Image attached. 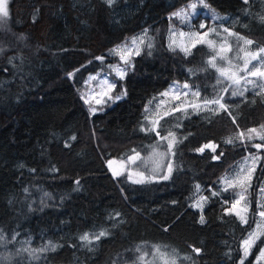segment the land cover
I'll list each match as a JSON object with an SVG mask.
<instances>
[{"label": "trees", "instance_id": "16d2710c", "mask_svg": "<svg viewBox=\"0 0 264 264\" xmlns=\"http://www.w3.org/2000/svg\"><path fill=\"white\" fill-rule=\"evenodd\" d=\"M8 1L9 16L0 19V264H141L138 257L157 245L177 264H240L241 239L256 220L264 149L251 189L250 226L225 214L231 191L214 197L211 190L236 162L258 152L250 144L224 143L264 125L258 89L226 99L231 115L203 111L180 127L171 125L178 139H187L175 148L168 180L133 184L107 168L109 160L157 141L155 133L142 135L138 128L145 106L171 83H188L201 98L221 94L205 46L185 56L167 44L170 15L193 0H116L111 7L105 0ZM206 2L225 17L226 28L253 41L252 50L264 48V0ZM145 29L153 47L143 46L124 79L115 81L113 95H126L91 114L80 96L87 78L116 61L110 49ZM171 113L160 121L184 115ZM207 143L217 145L215 153L196 151ZM200 195L210 198L204 224L190 207ZM100 231L108 235L87 246L81 242L84 233ZM49 242L55 251H39ZM145 260L162 264L152 255Z\"/></svg>", "mask_w": 264, "mask_h": 264}, {"label": "snow or ice", "instance_id": "6c2138e0", "mask_svg": "<svg viewBox=\"0 0 264 264\" xmlns=\"http://www.w3.org/2000/svg\"><path fill=\"white\" fill-rule=\"evenodd\" d=\"M116 0H105V3L111 7ZM249 0H244V3L247 4ZM8 0H0V19L7 18L9 16L8 11ZM198 6H202L204 8H208L209 5L206 3V0H196V2H190L187 5V9L181 8L178 11L174 12L170 19L176 18L181 20L182 23H186L191 25L193 19L199 15L197 13L196 9ZM220 19L217 15H213V20ZM261 19H264L262 17ZM199 29H206L202 33L199 30H191L189 33H187V38L189 41H191V47L187 46H174L175 42L169 44V50L170 51H176L177 47H179V50L184 53L185 56L191 55V48L196 47L197 44H207L209 48H213L216 45V41L211 39L210 36L213 33H216L217 30L215 28L207 27L205 23H200ZM170 31H172L170 29ZM224 32L228 34V36H234L237 40L243 41L244 45H252L253 41L250 39H245L243 36H240L236 33H233L229 31L228 28L223 29ZM174 34V33H173ZM180 35L183 37L186 34L184 32H181ZM228 44L227 38H225V44H222L220 47V52L217 53V55L210 58L207 63L209 67L215 69V71L218 73L219 77L222 79L217 80V84H222L223 81H230L226 86H223L220 89V92L222 93H229L231 97H243L245 92H247L249 89L247 87H242V83L244 85H252L254 88L258 89L256 92V95H262L264 94V83H261L260 81H264V48H259L258 51L252 52L249 51V59L245 60L243 67L240 68L238 65L234 66L231 63V59L229 57H226L224 55H221L220 53L231 51L230 47H226L225 45ZM142 46H146L147 48L151 49L153 47L151 43V39L148 37L147 29H145L143 35L133 37L130 41V43L117 45L116 47L109 50V54L113 56H119L120 64L125 65V67H120L119 64L111 65V69L113 72L117 74V76L120 79H124V77L127 75V70L129 67H132V56H139L142 52ZM246 50V49H244ZM151 55V52L148 53ZM217 57L220 60H226L229 64V67H235L237 71H233L229 73V70L225 68L223 65L218 64ZM98 61H101L103 63L104 57L97 56L95 58ZM252 61H257L256 64H253ZM79 71V69H77ZM191 71V70H190ZM239 72H243L244 75H239ZM74 73H69V79L73 77ZM249 77H252L254 79H249ZM90 81L97 80V76H91L89 78ZM97 87L100 89L99 96L100 98L95 99V104L100 105L102 103H105L104 97H107L108 100H112L115 102L116 100L122 99L126 92L121 93L116 96L110 95L113 89L116 88V84L112 81H109L107 79H102L98 81ZM184 89H190V85L188 83H185L183 85ZM107 89V91H105ZM96 94L95 89L90 90L88 93H82L81 99L84 101L86 105H89V112L91 114H95L98 110L102 111L103 109H97L96 107L92 106L90 103V98L94 97ZM173 96V98L177 101H179L178 104H175L171 107V112H183L185 117L191 115V114H199L200 112L207 111L211 112L213 115L219 114L221 111L228 113L231 115L230 112V105L226 102V97L224 95L218 94L214 98H201V94L199 90L197 91H191V92H181L179 88L176 89H169L166 92L161 93V96L168 97ZM191 96L195 99L188 100L187 98ZM181 97H184L185 99H181ZM155 99V98H153ZM153 101L150 100L148 102V105L145 106V117L144 119L148 121L151 124V127H141V131L143 132H152L155 133V135L159 138V140L165 141L167 143V154L175 155V148L183 143L185 139H187V136L183 137L182 139L177 138V134L173 131H168L167 135H161L160 129L165 127V124H161L160 120L163 117L159 116V105L156 106L155 109L151 108ZM163 103V102H161ZM187 104V107L185 106ZM215 106V107H213ZM191 108L193 110L192 113H189L187 108ZM169 110L165 111V115L168 114ZM158 117V118H157ZM233 123H236V118L233 117ZM176 127H180L179 124L176 125ZM190 135V134H189ZM75 139V137H73ZM254 140L260 141V143H253ZM239 142L241 145H251V147L258 150L257 153L250 154V156L245 157L244 165L239 168V170L235 173V175L230 176H224L220 178L219 183L223 185L220 189L217 190H211L212 196H221L225 192H232V200L229 201L225 199L223 203L229 204L230 206L225 209L226 215H234L236 218L240 221L241 225H249V208H250V201H249V190L252 188L251 180L253 178V174L256 171V165L260 162L262 159V155L259 154L261 149H264V125H260L259 128H250L246 131H238L236 136L229 137L225 139L224 143L234 145L236 142ZM69 145H65V147H68ZM217 145L214 143H207L203 145V147H200L196 149L199 153H203L205 149H210L213 153L216 152ZM133 154L129 155L127 157V160L123 162L126 165H134L137 164V161H141V163H148L151 161L155 167L153 171H156L161 167V158L163 153H160L156 151V147L154 146L153 152L150 156L141 158L140 153L133 149ZM223 153L221 152L219 155H213L212 159L218 160L220 159V156H222ZM108 167L110 170H112L113 177H118L123 174L124 171H127L128 173V179L133 184H139V183H146L151 182V177L148 178V180H145L143 178V174L141 172H137L136 174L139 175L140 179H132V171L128 168H123L121 171L113 170L112 165L115 163L113 160H109ZM167 174L162 177L163 180H168L173 172V166L171 162H169L167 165ZM52 171H56L55 168L52 169ZM76 185H79V180L75 181ZM76 190H79L77 188ZM196 193L201 192V186L196 185L195 187ZM261 198L256 201L257 203V214L261 217V220L255 223V228L251 231H247V236L243 237L241 239V250L243 252V256L240 259V264H244L245 259L250 255L251 250L254 246H256L257 241H261L262 238H264V187H261L260 189ZM47 195V194H45ZM210 198L204 195H200L199 199L195 200L194 203L190 205L193 209H197L200 211L199 216V223L204 224L206 223L205 216L203 215V209L204 205L208 202ZM116 217H119V213L115 214ZM115 218V217H114ZM167 231V229H165ZM108 233L106 231H100L99 233H84L80 240L82 243H84L86 246L95 243L96 241H99L102 237L107 236ZM0 239H3L2 236H0ZM13 240L15 237L12 238ZM264 242V241H262ZM56 245L49 242V245H47L45 248L40 249L39 251H47V250H56ZM91 250V249H89ZM193 252H195L197 255L200 254L201 250L198 248L193 247ZM138 252H141L142 249L138 248ZM148 255H152L153 257H157L162 261V264H177L176 258H169L168 254L162 250V248L157 245L154 246V250L149 253L147 251H144L142 255L138 257L141 264H155V261H146L145 257ZM264 258V248H260L259 250V256H257V264H259L260 260ZM185 260H190L191 257L185 256L183 257Z\"/></svg>", "mask_w": 264, "mask_h": 264}, {"label": "rangeland", "instance_id": "374dc122", "mask_svg": "<svg viewBox=\"0 0 264 264\" xmlns=\"http://www.w3.org/2000/svg\"><path fill=\"white\" fill-rule=\"evenodd\" d=\"M192 2H196V0H193ZM207 4L209 5L208 8H204L202 6H198L197 7L196 11H197V13H199V15L196 16L193 19L191 25L186 24V23H182L181 20H179V19L172 18V22H171V26H170V29L172 31L169 30V36H168V40H167L168 47H169V44L172 43L173 41L175 42L174 46H187V47H191V41L188 40L187 33H189L191 30H199L202 33L206 29H199V25H200V23H205L207 27L215 28L217 30L216 33H213L210 36L211 39H213V40H215L217 42L216 45H215V47H214V49L213 48H209L207 46V44H197L196 45V46L203 45V46H205L210 51V56L206 60V63H207V61L210 58H212L213 56L217 55V53L220 52V47H221L222 44H225V38H227L228 44H226L225 46L226 47H230L231 48V51L222 52L220 54L221 55H224L226 57H229L231 59L232 65H234V66L238 65L240 68H242L245 60H247V59L250 58L249 55H248V52L249 51L255 52V51H258V50H252L251 49V46L252 45H244L243 41L237 40L236 37H234V36H228V34L223 31V29L226 28V25L224 24L225 17L222 16V15L217 14L214 11V9L210 6V4L209 3H207ZM187 5L184 6L183 8L184 9H187ZM7 7H8V4H7ZM172 14L170 15V17L172 16ZM214 14L217 15L218 17H220V19L213 20V15ZM194 21H197V24H195V27L193 25ZM229 31H231L233 33H236V32H234L232 30H229ZM181 32H184L186 35L182 37L180 35ZM236 34H238V33H236ZM141 35H143V33L142 34H139L137 36H141ZM238 35H240V34H238ZM240 36H242V35H240ZM132 38L131 37L130 38H127L125 41H123L119 45L126 44V43H130V41H131ZM244 38L247 39L246 37H244ZM177 49L179 50V47H177ZM192 49L193 48H191V50ZM244 49H246V50H244ZM134 56L135 55H133L132 58ZM115 57L117 58L116 61L114 63H109L106 66V70L105 71L98 72L96 74L90 75L87 78V80H86V82H85V84H84V86L82 88V91L80 93V96H81L82 93H88L90 90L95 89V92H96L97 95H95L94 97L90 98V103H91L92 106L96 107L97 109H101L104 106H109V105H111L113 103L112 100H108L107 97H104L103 99L106 102L105 103H102L100 105H96L95 104V99L100 98V96H99L100 89L97 87V84H98V81L99 80L107 79V80L112 81V82L115 83L116 80H119L120 79L117 76V74L112 71V69H111L110 66L111 65H114V64H119L120 67H125V65L120 64L119 56H115ZM216 62L218 64H220V65H223L225 68H227L229 70V73H231L233 71H237V69L235 67H229V64H228V62L226 60H220L217 57V61ZM252 63L253 64H256L257 61H252ZM207 65H208V63H207ZM208 67H209V65H208ZM213 70L215 71V69H213ZM215 74L217 76L216 77L217 80L218 79H222V78L219 77V75H218V73L216 71H215ZM239 75L243 76L244 73L243 72H239ZM91 76H97V80L90 81L89 78ZM249 79H254V78L249 77ZM260 82L263 83L262 81H260ZM228 83H230V81H223L222 84H217L216 83V86H217L218 91L220 92V89L223 86H226ZM183 85L184 84H181L180 82H173V83H171L169 85V87L164 92L168 91L169 89H176V88H179V90L181 92L196 91V90L191 89V88L190 89H184L183 88ZM242 87H247L249 89L247 92H250L251 90H253V91H256L257 90L252 85H244L243 83H242ZM105 91H107V89H105ZM247 92H245V94ZM220 93H221V95H224L226 97V99H234V98L240 97V96L231 97L230 96V92L229 93H222V92H220ZM110 95L114 96L113 95V90L110 93ZM181 99H185V98L184 97H181ZM187 99L188 100H193L195 98L189 96ZM161 102H163V103H161ZM178 103H179V101L175 100L173 98V96L170 95L168 97H164V96H161V94H160V96L156 100L153 101V103H152V105L150 107L153 108V109H155L156 106L159 105V108H160L159 116H162V115L165 114V111L166 110H169L168 111V113H169L171 107L174 106L175 104H178ZM88 107H89V105H88ZM99 111L100 110H98L97 112H99ZM172 113H174V112H172ZM169 115L170 114H167V115L163 116V118H166ZM144 117H145V112H144L143 119H142L141 124L139 125V128L138 129H139V132L142 135L148 136L150 134V132H143V131H141V127L142 126L143 127H146V128L151 127V124L148 121H146L144 119ZM187 117H185V115H181L179 117H176L174 119H171V120L167 121L166 124H165L166 120L165 121H160L161 124H165V127L162 128V129H160V130H162V131H165L166 130V132H164V134H161V135H167L168 131H173L172 128H171V125H174V126H176L177 124L180 125V122L183 121L184 119H186ZM154 146L156 147V151L165 154L161 158V167L159 169H157L156 171H153L155 165L151 161H149L146 164L145 163H141V161H137V164H134V165H126V164H124L123 162H125L127 160V157L128 156L125 159H123V160H117V161H115V170L121 171L123 168L126 167V168H128L129 170L132 171V179H140L141 177L139 175H137L136 173L137 172H141L143 174V178L145 180H148V178L151 177V182H153V181H166V180H163L162 179V177L167 174V167H166V165L169 162H171V164L173 166V162H174V160H173L174 155L167 154V152H168V150H167V143L165 141L159 140V138L157 137V141H155L154 143H150V144H144L143 146L140 147V149L138 150V152L140 153L141 158L150 156L152 154V152H153ZM248 156H250V154L247 155V156H245V157H248ZM245 157L242 158L241 160H239L238 162H236L233 165V168L230 170L229 173L224 174L221 177L235 175V173L239 170V168L244 165ZM258 166H259V163L256 165V171L258 169ZM123 174H126L128 176L127 171H124ZM254 176H255V173L253 174V178L251 180V184H253ZM220 178H219L218 183H217L218 189H220L221 187H223V185H221L219 183ZM261 187H264V181H262L261 185L258 188V193H257L256 201L261 198V193H260ZM251 189L249 190V197H248L249 198V201H250V207L252 205ZM197 199H199V197H197L196 200ZM256 205H257V203H256ZM195 210H197V209H195ZM197 211H199V210H197ZM260 220H261V217L257 214L255 221L258 222ZM254 228H255V223L253 224L252 228L249 231H251ZM246 236H247V234H246ZM262 241H264V238H262L261 241H257L256 246H254L252 248L250 255L247 257V259H245V262L248 261L250 259L251 255L254 253L255 256L252 259L251 264H257V256H259V250H260V248H264V242H262ZM242 256H243V252L241 250V258H242ZM239 263H240V261H239ZM259 264H264V258H262L260 260Z\"/></svg>", "mask_w": 264, "mask_h": 264}, {"label": "water", "instance_id": "95a60500", "mask_svg": "<svg viewBox=\"0 0 264 264\" xmlns=\"http://www.w3.org/2000/svg\"><path fill=\"white\" fill-rule=\"evenodd\" d=\"M107 168H108L109 172L112 174V170L109 169V167H108V163H107ZM112 169L115 170V163L112 165ZM112 176H113V175H112ZM114 178H116V177H114Z\"/></svg>", "mask_w": 264, "mask_h": 264}]
</instances>
